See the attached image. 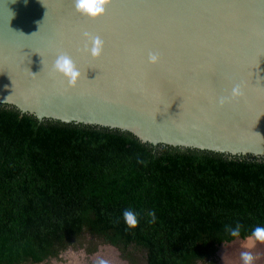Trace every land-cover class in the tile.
Returning <instances> with one entry per match:
<instances>
[{
    "label": "water",
    "instance_id": "water-1",
    "mask_svg": "<svg viewBox=\"0 0 264 264\" xmlns=\"http://www.w3.org/2000/svg\"><path fill=\"white\" fill-rule=\"evenodd\" d=\"M85 32L104 42L99 58ZM60 54L81 73L75 87L52 72ZM236 85L243 95L232 98ZM0 106L260 162L264 0H111L96 20L75 0H0Z\"/></svg>",
    "mask_w": 264,
    "mask_h": 264
},
{
    "label": "trees",
    "instance_id": "trees-1",
    "mask_svg": "<svg viewBox=\"0 0 264 264\" xmlns=\"http://www.w3.org/2000/svg\"><path fill=\"white\" fill-rule=\"evenodd\" d=\"M237 224L232 238L225 226ZM257 226L264 160L143 145L0 106V264H45L96 244L129 264H218L220 247Z\"/></svg>",
    "mask_w": 264,
    "mask_h": 264
},
{
    "label": "clouds",
    "instance_id": "clouds-1",
    "mask_svg": "<svg viewBox=\"0 0 264 264\" xmlns=\"http://www.w3.org/2000/svg\"><path fill=\"white\" fill-rule=\"evenodd\" d=\"M111 0H75V9L81 15L96 20L101 18L106 14V8L110 5ZM85 37H88L91 40V49L90 54L93 58H99L102 54L104 48V42L100 39L99 36L91 37L89 33L85 32L83 34ZM86 51H89L88 47L85 48ZM159 57L157 54L150 53L149 54V62L150 63H157ZM52 72L54 74L58 73L67 80L68 85L70 87H75L78 84V80L81 76V73L76 68V65L72 58L67 54H60L55 59L52 65ZM243 93L239 85H236L232 89L231 97L237 98L242 96ZM227 98H221L219 103L223 105L226 102ZM124 219L127 225L131 228H135L137 226L138 220L137 216L131 212L126 210L124 212ZM225 231L229 234L232 238H237L241 234V226L237 224L235 227L225 226ZM249 244L246 246H254L256 242L264 244V226H257L252 229L251 236L248 238ZM241 259L244 264H252L254 257L253 255L248 252L241 253ZM99 264H107L106 261L101 260Z\"/></svg>",
    "mask_w": 264,
    "mask_h": 264
},
{
    "label": "rangeland",
    "instance_id": "rangeland-1",
    "mask_svg": "<svg viewBox=\"0 0 264 264\" xmlns=\"http://www.w3.org/2000/svg\"><path fill=\"white\" fill-rule=\"evenodd\" d=\"M248 244L249 241H235L229 245H223L217 254L218 264H244L241 259V253L245 251L253 255L254 260L252 264H264V244L256 242L254 246H246ZM94 247L97 250L95 252L90 250V254L81 248L77 249L74 247L61 255L58 260H52L45 264H99L101 260L106 261L107 264H129L112 247L101 246L99 244H96ZM136 264L145 263L138 260Z\"/></svg>",
    "mask_w": 264,
    "mask_h": 264
}]
</instances>
